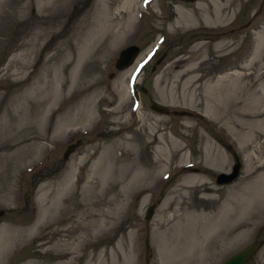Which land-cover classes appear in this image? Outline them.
Wrapping results in <instances>:
<instances>
[{
  "label": "rangeland",
  "instance_id": "1",
  "mask_svg": "<svg viewBox=\"0 0 264 264\" xmlns=\"http://www.w3.org/2000/svg\"><path fill=\"white\" fill-rule=\"evenodd\" d=\"M13 1V7L0 6V143L18 133L28 140L9 148L0 147V227L22 229L33 224L40 215L41 204L36 199L42 187L54 193L57 184L45 185L67 180L70 172H75L72 185L79 198L92 163L101 154L105 161L111 160L109 150L113 149L116 173L111 174L110 182L114 187L108 188L106 196L110 198L111 192L117 195L116 205L123 209L122 213L111 227L110 235L113 234L84 245L72 264H85L87 259L92 262L98 250L114 248L118 241L123 246L117 249L119 264L131 243L137 252L133 264H219L252 240L259 241L260 246L245 264H264V74L258 77L264 72V0H215L216 4L209 2L211 7L204 4L201 8H196L194 2L203 0H195L180 6L183 13L191 9L200 19L206 10L211 8L208 12L213 18L215 6L222 8L220 15L227 17L228 22L219 29L228 26L233 15L238 14L239 36L227 30L218 35L217 24L213 26L215 32L209 31L210 25L197 23L177 27L174 20L179 3L172 8L173 2L168 0H152L149 4L136 0V14L125 37L117 42H111L113 38L108 34L97 42L94 39L90 55L83 58L75 88L64 91V98L43 104L37 103L39 96L48 93L52 84H69L76 60L69 67L61 65L64 56L73 60L79 55L87 34L82 23L84 12L88 10L93 15L97 0L70 1L64 14L51 20V27L37 24L31 5L34 0ZM21 4L27 5L25 11ZM120 12L116 18L123 23L128 16ZM205 31L210 34L204 35ZM37 32L44 34L42 40L35 39ZM215 42L220 47L215 48ZM154 43H158L159 49L151 54ZM128 45H134L136 52L127 66L116 69L117 53ZM194 46L201 49L193 52ZM28 52L29 55L20 56ZM256 52L260 54L259 60L254 57ZM53 55L46 63L47 57ZM191 56V62L201 63L197 73L200 77L193 85L182 88L184 78L177 79L176 73L182 71L183 60ZM14 59L27 61L26 73L34 72L35 76L33 73L24 79L18 74L21 71L12 62ZM140 62H146L145 68L131 83L129 75ZM48 66L52 72L57 71L59 81L49 80L48 87L39 93L38 88L43 86L40 77ZM236 72L241 76L233 84L227 79L215 83L217 77ZM110 73L112 76L108 77ZM209 82L213 85L210 97L205 89ZM240 84L243 89H238ZM258 85L262 92L260 116L251 122L248 116H241L250 115L243 99L248 104L253 95L249 87ZM90 102L91 120L86 124L76 122L77 108ZM152 102L166 106L169 112L153 111ZM171 110H187L191 114L174 115ZM59 130V136L52 139ZM152 134L161 140L159 144L157 140L146 144ZM171 140L181 148L173 147ZM124 141L129 143L128 151L122 145L115 147L114 144ZM42 145L43 151L32 156ZM70 145L65 158V149ZM124 150L125 155L119 157ZM231 151L241 164L238 176L230 183L215 184L216 174L230 171ZM71 165L76 171L70 169ZM191 175L201 177L202 181L185 184ZM122 188L129 192L125 200L121 197ZM143 198L146 202L141 206ZM165 200L172 202L164 205ZM151 203L155 204L153 214L145 220L144 210ZM248 203L249 212L256 216L243 210ZM226 210L235 223L245 222L244 227L231 232L230 237L242 230L247 232L235 243H225L224 236L211 234L216 230L214 216L218 218ZM161 213L164 220L159 222ZM199 218L207 222L203 228L198 226ZM48 231L43 228L40 234ZM40 242L37 239L17 247L12 252L15 257L11 259L12 253L9 254L3 264L39 261L43 247L37 248L35 244ZM193 243L199 244V249L192 250ZM171 247L175 256L165 259Z\"/></svg>",
  "mask_w": 264,
  "mask_h": 264
},
{
  "label": "bare ground",
  "instance_id": "2",
  "mask_svg": "<svg viewBox=\"0 0 264 264\" xmlns=\"http://www.w3.org/2000/svg\"><path fill=\"white\" fill-rule=\"evenodd\" d=\"M70 1L72 0H34L31 5L33 6L34 11L36 13L34 15L36 16L37 24H39L40 26L46 25L48 27H51L52 25L51 20L56 15L59 16V15L64 14V12L68 8V4L70 3ZM214 1L215 0H203L201 2L199 1L194 2L195 4L194 3L193 4L194 6H196V8H201V5L204 6V4L211 7V4L209 2H211L213 5V3L216 4ZM244 1H247V0H244ZM13 2H14L13 0H0V6L11 5L13 7L14 6ZM115 2L116 0H97L93 15H90L88 10L84 12L82 23L84 25V30L87 31V34L85 35V44L81 46V51L79 50V55L77 56L76 59L73 58V60H71L64 56V59L61 65L62 67L66 65L69 67L76 60V63L72 68L73 76L70 78L69 84L65 85L63 83H60V81L58 80V76L56 74L57 71L54 70L52 72L50 66L46 67L44 69L42 78L40 77L41 79L40 82L42 83L43 86L38 88V92L43 93L46 87H48L47 84L51 81V79L53 81L55 80L59 82L55 85L52 84L50 86L51 90L50 91L47 90L48 93L40 95L37 103L43 104L45 102L48 103L49 101L56 102L60 98H64L65 96L64 91L69 92L70 90L75 88L74 85L77 82V74L82 65L83 58H87L90 55L91 44L92 43L94 44L95 42L94 39H96V42H97L100 40V37H102L105 34H108L112 36L113 38L111 42H117L119 40H122L125 37L126 33L128 32V29L131 26L130 20L133 19V16L136 14L134 10L135 8L134 4L136 0H119L116 3ZM226 2H228V0ZM177 5L178 6L176 7V14H175L176 16L174 20L175 25L177 27L180 25L184 26L185 24H190L191 26L193 23L194 24L197 23L204 27L205 26L208 27V25H210V27L211 26L213 27L214 24H217V27H220V26H225V23L228 22V19H226L227 17L225 18L221 17L220 13L222 12L221 11L222 8H218V6L217 7L215 6V13H213V16H212L213 18H211L212 14L208 12L211 10L210 8V10L205 11L202 19H200L193 14L192 12L193 10L191 9L183 13L182 10L180 9V6L185 5V4H177ZM26 8H27L26 4L25 5L21 4V10L25 11ZM52 10H56V13H54ZM119 11H121L120 13L122 12L127 13L128 19H126L123 23L118 22L117 20L118 18H116V14ZM83 25H82V29H83ZM43 38H44V34L39 33V32L36 33L35 39L42 40ZM262 38H260V40ZM216 47H220V45L217 42H215V48ZM194 49L195 50L201 49V46H194L192 50L193 52H194ZM127 50H128V54H126ZM34 52H35V49H33L31 53L33 54ZM130 53H131L130 49H126V50L124 49V51L122 50L119 54V57H118L119 61H117V63L120 61H123ZM256 54L257 52L255 53L254 57H256V60H257L260 57V54L259 53L258 55ZM25 55L26 56L29 55V52L26 54L21 53L20 56L24 57ZM131 57L132 56H130V58ZM53 58H54V55L47 57L46 63H49ZM191 58L192 56L183 60L184 62H182V64L185 63L186 66L184 65L183 68H181L182 71L176 73L177 79L184 78V81L182 82V85H181L182 88H186L190 84L193 85V82L198 81L200 77L197 73H198V68H199L198 66H200L201 63H193L191 62L192 61ZM12 62H14L15 64H18L19 69L21 71L18 74H22L24 79H27L29 76H31L34 73V72H31L29 74L26 73V70L29 67V64L27 63V61L20 62L14 59L12 60ZM144 68L145 66L142 68L140 73L143 71ZM35 74L36 73H34L33 76H35ZM262 74H264V72L261 71L260 74H258V77L260 78ZM239 76H241L240 72H236L233 74L226 73V75L224 74V76L222 77H217L215 79V83L217 81H220V79H224V80L227 79V81L230 84L233 82L234 79L236 81L240 80ZM159 79L160 78L157 77L156 81L157 82L160 81ZM210 82L207 83L205 86L206 93L208 94L209 97H210L209 90L213 86L212 83ZM84 88L87 89V87L85 86ZM234 88L235 87L233 86L230 88V90L233 91ZM243 88L244 86L242 85L238 87V89H243ZM260 89L261 88L259 87V85L255 86L254 88L249 87V90L251 91L250 94H253V95H250V102L247 104V102L243 99L246 105V110L249 111L250 115L241 114V116H244V118L248 116L251 122L256 121L257 118L260 116V113H259L260 94L262 93ZM245 90H243V92ZM170 94H171V97H173L172 92ZM221 96H223V94ZM183 98L185 97L183 96ZM235 100L236 98L234 99V101ZM190 101H192V99ZM239 101L240 100H238V102ZM243 101L241 100L240 103ZM218 106H219L218 104L215 105L216 108H218ZM77 112H78L79 117L76 122H80V124H86L92 118L93 110H92L91 102L88 104L86 103V105L82 104L80 108H77ZM59 132L60 130L55 133L52 139L59 136ZM26 140H28V138L21 137L18 133L16 136L12 135L11 137L6 138L4 141H2L0 143V147L9 148L10 146L19 144ZM153 140L155 141L157 140L156 144L158 142H161V140L158 137L152 134L151 139H147L146 144L147 145L151 144ZM170 143L173 147L177 149L181 148L180 144L174 140H171ZM114 145L115 147L122 145L123 148H125V150L128 151V147H129L128 141H124V143L121 142L119 145L118 144H114ZM41 150L43 151V145L38 146L36 153L32 156L34 157L38 156V153H41L40 152ZM125 150L119 155V157H123L125 155ZM159 151H162L161 148ZM109 153L111 155V160L105 161L104 158L101 157L102 156L101 154L99 158H97L92 163L91 168H90V174L87 177L88 179L87 183L82 182V184H84L83 185L84 191L80 193L79 198H77V194L74 193L73 185H72L73 184L72 176L74 178L75 172H70L68 173L67 180H59L58 182L53 181L52 183L45 185L48 187V186L57 184V189L55 190L54 193H52L51 190H47L46 187H42L43 191L40 193V195L36 199L37 202L41 204L39 205L40 215L33 224L27 227L25 226L22 229H18V228L12 229V228L5 227V226L0 227V264H3L5 258H7L8 255L11 254L13 251L15 253L17 251V247H20L21 245L23 247L27 245L28 242L36 241L37 239H41V242L38 243L37 245L35 244V247L37 248L43 247L39 251L40 252L39 255L41 256V259L39 261L28 260V261H24L21 264H72V261H74V259H76L77 257L81 255L79 252H81V249L83 248L84 245L95 242L97 239L101 237L110 235V230L112 229L111 227L114 226L115 219L120 213H122L123 209L119 208V206L116 205L117 195L115 193L111 192L110 198L106 196L108 193V188L114 187V183L110 182L111 174L116 173V168L114 167V164L116 161V158L114 156V150L110 149ZM85 160H86V157L82 159L81 162L83 163ZM70 169L73 170L72 165L70 166ZM74 170L76 171V169ZM147 176H149V174ZM152 177H154V174H151V178ZM200 181H202L201 177H198L196 175H191L190 177L185 179V184L186 183L193 184L195 182L197 183ZM10 193H11V190H10ZM128 194L129 192L125 188H122L121 197L123 200L127 198ZM250 194H252V192H250ZM49 195H52V199H49ZM103 200H105V202H103ZM107 200L109 201V203L106 202ZM248 200L249 198H247V201ZM145 202H146V198H143L141 201V206ZM171 202L172 201L165 200L164 205L170 204ZM249 205L250 204L248 203L242 207L243 210L248 211V213H250ZM102 207H104V209L101 210ZM230 214L231 213L229 212V210H226L224 214H219L218 218H216L215 216L213 218V219H216L215 221L216 230H214L213 232L211 231V234L215 233V235L217 234L220 236L221 235L224 236V238H226V240L224 239L225 243H235L236 241L239 240V238L244 237L247 233L245 230H242L240 233H238L234 237H230L232 231L245 226V222L243 225L242 223H235V221L231 220ZM250 215L251 217H253V216H256V213L252 212L250 213ZM158 220L159 222H162V220H164L162 213L158 216ZM205 223L207 222L203 220L202 218L198 219V226L200 228H203L205 226ZM43 228L49 229V231L46 234L41 235L40 232H41V229ZM128 235L130 236L129 238L131 240V234L129 233ZM210 241L211 240H208V242ZM175 244H177V240ZM122 247L123 246L121 245V241L120 242L118 241L114 248L112 247L110 249L101 248L103 252L98 250L97 253L99 254L96 253L94 257L89 256V257H93L94 261L91 260L92 262H90L89 261L90 259H87L85 264H119L118 259H117L118 257L117 249L121 250ZM190 248L192 250H197L199 249V244L193 243L190 246ZM14 253H12V256H10L11 259L15 257ZM104 253H107V255L106 256L103 255ZM166 253L167 254L164 255L166 256L165 259H170L172 258V256H175L174 247H171L170 249H168ZM39 255L37 256V258H39ZM136 255H137V252L134 249L133 244L131 243V245L128 247L127 253L126 254L124 253L123 256L121 257L122 258L121 261L123 262L122 264H133L134 256ZM49 258L51 259L48 260ZM177 260H180V259L178 258ZM163 263L165 262H162V264Z\"/></svg>",
  "mask_w": 264,
  "mask_h": 264
},
{
  "label": "water",
  "instance_id": "3",
  "mask_svg": "<svg viewBox=\"0 0 264 264\" xmlns=\"http://www.w3.org/2000/svg\"><path fill=\"white\" fill-rule=\"evenodd\" d=\"M126 49H130L131 53L123 60L117 63L118 58L116 59L114 64V67L116 69H121L125 66H127L131 59L134 56V52H136V48L134 46H129ZM125 49V50H126ZM124 51V50H123ZM134 53V54H133ZM128 54V50L127 53ZM119 56V55H118ZM130 56H132L130 58ZM109 77L112 76V73L108 74ZM150 109L157 113L161 114H167L169 112L168 108L162 104H159L157 102H152L150 104ZM174 115H190V112L186 110H172L171 111ZM231 156H232V165L230 168V171L227 173H218L215 175V184L221 185V184H226L232 182L236 176L238 175L239 169H240V162L238 160V157L234 151H231ZM154 211V204H150L146 207L144 211V218L147 220L151 217ZM146 243V242H145ZM260 242L257 240H254L244 246L242 249L236 251L235 253L231 254L227 258H225L220 264H244L247 262L251 256L255 253V251L259 248Z\"/></svg>",
  "mask_w": 264,
  "mask_h": 264
},
{
  "label": "flooded vegetation",
  "instance_id": "4",
  "mask_svg": "<svg viewBox=\"0 0 264 264\" xmlns=\"http://www.w3.org/2000/svg\"><path fill=\"white\" fill-rule=\"evenodd\" d=\"M152 1V0H151ZM150 1V2H151ZM159 1V0H158ZM166 1V0H165ZM170 3H172L173 2V5L171 6L172 8H173V6L176 4V3H179V4H181V3H183V4H185V3H188V2H194L195 0H168ZM149 2V3H150ZM174 12V11H173ZM238 13H239V11H237ZM240 14V13H239ZM235 17H237L238 18V14H236V15H233V17H232V22H230V24L228 25V26H226L225 28H223V29H219L220 27H216V29H217V33H218V35L219 34H224L225 32V30H227V31H229V33H232V32H237V34H236V36H239L240 35V31H238L237 29H238V25H236L238 22H240L241 21V17H239L238 19L237 18H235ZM230 21H231V19H230ZM234 21V22H233ZM248 24V22L246 23V25ZM209 29V31L211 30V32H215V30H214V28L213 27H210V28H208ZM219 29V30H218ZM226 31V32H227ZM204 35H209L210 33L209 32H207V31H205L204 33H203ZM217 35V34H216ZM71 145L70 146H68L67 147V149H68V151H70L71 150ZM68 156V153H65L64 154V157L66 158Z\"/></svg>",
  "mask_w": 264,
  "mask_h": 264
}]
</instances>
